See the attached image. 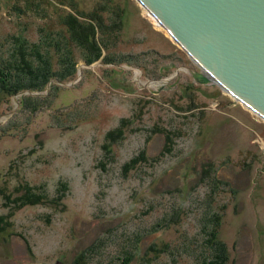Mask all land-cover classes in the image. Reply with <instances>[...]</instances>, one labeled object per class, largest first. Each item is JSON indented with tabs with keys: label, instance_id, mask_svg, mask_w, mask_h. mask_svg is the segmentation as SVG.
<instances>
[{
	"label": "rangeland",
	"instance_id": "obj_1",
	"mask_svg": "<svg viewBox=\"0 0 264 264\" xmlns=\"http://www.w3.org/2000/svg\"><path fill=\"white\" fill-rule=\"evenodd\" d=\"M69 13L121 27L100 32L109 47L94 63L72 45L77 72L35 93L49 95L42 109L21 110L28 92L2 98L0 216L12 227L0 264H204L213 213L228 264H264V119L197 82L200 67L137 0H0V39L62 37ZM120 126L121 139L109 134ZM28 187L48 198L19 209Z\"/></svg>",
	"mask_w": 264,
	"mask_h": 264
},
{
	"label": "water",
	"instance_id": "obj_2",
	"mask_svg": "<svg viewBox=\"0 0 264 264\" xmlns=\"http://www.w3.org/2000/svg\"><path fill=\"white\" fill-rule=\"evenodd\" d=\"M216 83L264 119V0H137Z\"/></svg>",
	"mask_w": 264,
	"mask_h": 264
},
{
	"label": "trees",
	"instance_id": "obj_3",
	"mask_svg": "<svg viewBox=\"0 0 264 264\" xmlns=\"http://www.w3.org/2000/svg\"><path fill=\"white\" fill-rule=\"evenodd\" d=\"M120 19H122L121 16ZM64 25L68 31L62 36H65V41L60 39L62 37H56L50 32H45L41 40L34 42L29 41L23 35H13L9 47L0 39V104L2 98H6L7 101L28 92L29 94L21 96V110L26 109L34 113L42 109L47 105V99L44 100V98L49 95L39 97L40 95L35 93L48 89L53 91L58 86L56 81L61 83L64 80L73 79L77 72V61L73 57L72 45L86 51L84 58L88 64L94 63L103 56L104 49L109 47L106 41L100 40V32L107 33L110 28L121 27V24L112 26L106 24L100 13L89 15L87 21H82L77 15L69 13L65 18ZM54 56L58 57L59 63L54 64ZM127 56L130 57V55ZM109 60L110 58L107 57L106 61ZM109 134H114L121 139L124 129L120 126ZM104 148L108 152L112 151L111 146L104 145ZM138 155L140 156L125 163L123 168L126 172L133 169L139 159L146 158L143 152ZM26 190L24 195L17 196L16 204L19 209L28 204L43 203L48 198L43 191L31 187ZM4 196L12 201L11 195ZM58 197L63 198L64 194L62 193ZM4 205L10 207L7 201ZM221 217L220 213H213L204 218L207 220L204 225L206 233V248L203 250L204 264H228L227 247L219 235ZM11 227L12 223L6 220L5 216H0V232L11 229ZM126 261L127 259L124 258L122 262Z\"/></svg>",
	"mask_w": 264,
	"mask_h": 264
},
{
	"label": "bare ground",
	"instance_id": "obj_4",
	"mask_svg": "<svg viewBox=\"0 0 264 264\" xmlns=\"http://www.w3.org/2000/svg\"><path fill=\"white\" fill-rule=\"evenodd\" d=\"M159 24V23H158ZM162 29H164L162 26H161Z\"/></svg>",
	"mask_w": 264,
	"mask_h": 264
}]
</instances>
